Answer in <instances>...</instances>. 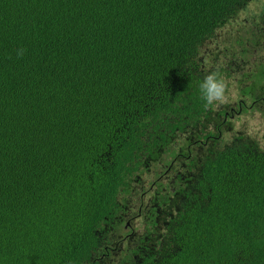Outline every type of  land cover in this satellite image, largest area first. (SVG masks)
Here are the masks:
<instances>
[{
    "label": "trees",
    "instance_id": "1",
    "mask_svg": "<svg viewBox=\"0 0 264 264\" xmlns=\"http://www.w3.org/2000/svg\"><path fill=\"white\" fill-rule=\"evenodd\" d=\"M249 1L0 0V264H264V146L241 137L200 157L138 261L128 246L98 258L147 154L192 127L216 135L230 107L262 111L264 64L248 71L245 41L216 36ZM217 68L240 96L205 108Z\"/></svg>",
    "mask_w": 264,
    "mask_h": 264
},
{
    "label": "flooded vegetation",
    "instance_id": "2",
    "mask_svg": "<svg viewBox=\"0 0 264 264\" xmlns=\"http://www.w3.org/2000/svg\"><path fill=\"white\" fill-rule=\"evenodd\" d=\"M236 114L238 111L230 107L207 123L216 135H205L192 127L186 142L177 134L167 147L160 145L147 154L139 169L130 174L128 187L118 194V206L109 220L113 225L105 226L107 238L98 258L104 254L117 255L128 246L132 248L128 260H139L138 252L161 236L179 210L178 204H185V188L194 186L200 157L223 140L231 130L229 118ZM236 138L232 137L231 142ZM227 144L224 142L223 146ZM146 174L151 175L149 180H144Z\"/></svg>",
    "mask_w": 264,
    "mask_h": 264
},
{
    "label": "rangeland",
    "instance_id": "3",
    "mask_svg": "<svg viewBox=\"0 0 264 264\" xmlns=\"http://www.w3.org/2000/svg\"><path fill=\"white\" fill-rule=\"evenodd\" d=\"M264 13V0H250L248 4L240 9L237 15L224 27L217 30V40L224 42L226 45H238L236 40L242 38L245 42L242 46L246 48L243 64L249 71L253 65L264 64V20L261 15ZM213 47V42L210 44ZM241 47L233 48L230 56L237 55L238 60L241 58ZM219 57L224 59L223 50L219 51ZM248 61L252 63H248ZM258 74L255 75L257 83ZM230 83L229 100H236L240 96V85L233 76L227 78ZM225 108V104H222ZM216 109V107H214ZM261 110H252L247 113L236 114L229 118L231 130L224 135L221 142L216 143V147L221 148L224 144L230 143L232 137H241L244 140L252 141L258 146H264V105ZM214 114V111H213ZM215 116H212V120ZM207 126V130H211ZM151 175L146 174L144 180H149Z\"/></svg>",
    "mask_w": 264,
    "mask_h": 264
},
{
    "label": "clouds",
    "instance_id": "4",
    "mask_svg": "<svg viewBox=\"0 0 264 264\" xmlns=\"http://www.w3.org/2000/svg\"><path fill=\"white\" fill-rule=\"evenodd\" d=\"M20 50L18 55H23ZM230 83L217 68L210 70L198 85L199 94L205 108L218 107L229 100Z\"/></svg>",
    "mask_w": 264,
    "mask_h": 264
}]
</instances>
